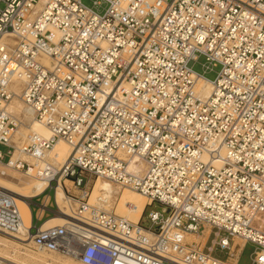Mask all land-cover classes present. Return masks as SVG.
Returning a JSON list of instances; mask_svg holds the SVG:
<instances>
[{
	"label": "built area",
	"instance_id": "obj_1",
	"mask_svg": "<svg viewBox=\"0 0 264 264\" xmlns=\"http://www.w3.org/2000/svg\"><path fill=\"white\" fill-rule=\"evenodd\" d=\"M82 1L0 0V39L11 47L0 50V163L52 169L55 142L70 148L35 203L63 224L31 223V247L80 264H239L250 244V264H264V0H94L102 13ZM200 56L220 66L213 81L192 70ZM20 80L49 139L17 136L8 107ZM92 177L142 195L138 222L89 204ZM154 203L164 208L143 228ZM22 226L17 196L0 188V235Z\"/></svg>",
	"mask_w": 264,
	"mask_h": 264
},
{
	"label": "bare ground",
	"instance_id": "obj_2",
	"mask_svg": "<svg viewBox=\"0 0 264 264\" xmlns=\"http://www.w3.org/2000/svg\"><path fill=\"white\" fill-rule=\"evenodd\" d=\"M4 40L5 39H0V50H3L8 54L10 53L11 47L3 46L2 44L4 43ZM22 84L23 80H20L10 86L11 90L16 94V97L13 99V103L11 102L8 107L12 113H16L22 119L21 121L17 117L21 122L18 131H23L22 133H19V135L22 134L21 137L23 136V138H26L29 135H38L43 139H49L51 137L50 130L40 125L35 120L32 110L24 106L22 103L20 97ZM196 85L198 92L201 95L209 94L211 90L209 81L197 77ZM69 153V146L62 139H59L55 142L53 148L46 154V161H51L49 164L51 163L50 165L52 169H45L42 163L28 161L35 168L30 166L26 172L15 173L16 171L12 170L7 165L0 163V166H2V169H0V188L12 192L17 196V205L23 220V226L13 238L0 235L1 259L13 264H80L77 258L68 257L58 253H44L43 251H38L39 253L36 255H30L26 248V246L31 245L32 242L30 241L31 235L28 234V229L31 226V211L25 199H30L33 196L43 193L49 185L51 176L60 170L61 165L65 162ZM14 159L15 157L13 160ZM138 163L141 164L140 166H143L141 161H138ZM7 178H11L14 181H9ZM96 179L98 180L92 188L90 199L94 202L95 206L107 211V208L110 209L113 207H110V205L113 201L116 189L113 188L111 182L108 180L100 177ZM67 182L68 181L66 180L64 183L67 185ZM21 183L25 184V186H20ZM144 199L145 198L139 193L131 189H125L121 194L119 211H115L114 214L124 217L132 223H137L147 204ZM55 203L61 214H66L70 211V205L72 203L68 202L61 185L56 187ZM63 219V215H55L48 221L42 223V227L60 226L63 224ZM260 230L264 231V228L262 227ZM186 238L196 240V238L192 236Z\"/></svg>",
	"mask_w": 264,
	"mask_h": 264
},
{
	"label": "rangeland",
	"instance_id": "obj_3",
	"mask_svg": "<svg viewBox=\"0 0 264 264\" xmlns=\"http://www.w3.org/2000/svg\"><path fill=\"white\" fill-rule=\"evenodd\" d=\"M93 1L94 0H83L82 2H83V4L85 5V6H87V7H90V8H98V7H95L94 5H93ZM106 8V4L105 3H102V5H101V7L100 8H98V9H96L98 12H100V13H102L103 11H104V9ZM205 66H208V69H205ZM192 70L195 72V73H197V74H199V75H202V76H204L206 79H208L209 81H213L214 79H215V77H216V75L218 74V72H219V70H220V66L219 65H216V66H212V65H209L208 64V62H206V60H205V58L203 57V56H200L199 58H198V60L193 64V66H192ZM13 103V102H12ZM21 121H22V119L16 114V113H14ZM23 131H21V130H19L18 131V133H17V136L19 137V139L20 140H22L23 139V136L21 137V135L22 134H20L19 135V133H22ZM0 151L3 153V154H5L6 153V148L5 147H3V146H0ZM27 161H29V162H32L31 160H27ZM48 162H51V161H48ZM2 166H0V169H2L1 168ZM15 171V170H14ZM15 173H20V172H15ZM15 175H17V174H15ZM7 180H9V181H14V180H12L11 178H7ZM98 179H96V178H89V183H88V186H89V188H90V191L92 192V188H93V186H94V184H95V182L97 181ZM100 180V179H99ZM67 185L68 186H70V184L69 183H67ZM20 186H25V184H20ZM112 186H113V188L114 189H116V193L114 194V196H113V201L111 202V205H110V207H112V208H105L107 211H109V212H112L113 210V213L115 212V211H119V204H120V198H121V194H122V192H124L125 191V189H127V188H122V187H118V186H115L114 184H112ZM91 192H90V197H91ZM46 194H49V196L51 197V199H53V193H52V189L51 190H48L47 192H46ZM40 195V194H39ZM36 196H38V195H36ZM36 196H33V197H35V198H33V197H31L32 198V200H31V206H30V211L31 212H35V203L37 202V199H40L41 198V196H38V197H36ZM115 198V199H114ZM117 199H118V201H117ZM145 200V202H147V200L146 199H144ZM116 201H117V204H116ZM89 204H91V205H94V202L89 198ZM115 208V209H114ZM163 206H161V205H159V204H157V203H154L153 205H151V206H149V207H146V209H145V212H144V215H143V218H142V220H141V222H140V225L143 227V228H149L150 227V223H149V221H148V219H147V214L150 212V211H157V212H162V210H163ZM103 209V208H102ZM104 210V209H103ZM166 212V211H165ZM53 213H48L47 212V216L45 217V218H47L46 220H44V221H42V223H44L45 221H48L49 219H51L53 216ZM164 215H166V213H164ZM49 216V217H48ZM51 217V218H50ZM41 223V224H42ZM34 224L35 225H40V222H34ZM32 232H34V230H32ZM196 242H199L200 244H204L205 243V239H202V238H197L196 237V240H195ZM26 248H27V250H28V254H30V255H36L37 253H39L38 251H36V250H34L33 249V247H31V245H28V246H26ZM252 250H253V246H251L250 244H248V245H246L245 246V248H244V250H243V253H242V256H241V258H240V260H239V264H250V254H251V252H252ZM245 251V252H244ZM44 253H48V252H44ZM216 255L218 256V257H221V258H224V256H222V255H220V254H218V253H216ZM60 257H62V256H60Z\"/></svg>",
	"mask_w": 264,
	"mask_h": 264
},
{
	"label": "crops",
	"instance_id": "obj_4",
	"mask_svg": "<svg viewBox=\"0 0 264 264\" xmlns=\"http://www.w3.org/2000/svg\"><path fill=\"white\" fill-rule=\"evenodd\" d=\"M67 183H69V182H67ZM66 185V184H65ZM66 186H68V185H66ZM49 202H50V204H52V201H53V199H51V197L49 196ZM46 216H45V214H39V212H37V211H35L34 213L33 212H31V223L34 225V222L36 221V222H38V220H41V221H44V220H46L47 218H45ZM49 217V216H48Z\"/></svg>",
	"mask_w": 264,
	"mask_h": 264
}]
</instances>
